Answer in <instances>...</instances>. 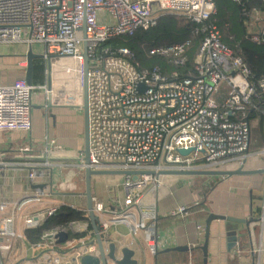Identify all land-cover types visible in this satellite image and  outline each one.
Instances as JSON below:
<instances>
[{
  "label": "built area",
  "instance_id": "obj_1",
  "mask_svg": "<svg viewBox=\"0 0 264 264\" xmlns=\"http://www.w3.org/2000/svg\"><path fill=\"white\" fill-rule=\"evenodd\" d=\"M166 15L186 17L206 34L195 76H183L178 68L169 74L161 67L144 68L130 49L109 45L136 37L140 31H152ZM218 15L216 0H0V44L25 43L34 48L40 43L42 52L37 54L45 56L47 64L43 86L31 87L26 79L0 85V133L37 128L38 89L49 106L84 114L88 55L92 168L138 173L118 176L122 180L117 179L114 187L120 197L109 211L94 199L101 230L129 225L134 236L143 233L145 242L158 251L160 218L156 202L148 199L156 197L162 176L147 173L223 171L245 167L253 155L260 154L254 130L264 117L257 102L264 94V77L256 81L249 65L224 42L219 27L208 24ZM247 39L264 47V9L252 11ZM192 43L190 39L158 46L150 53L176 56L175 65L185 68ZM46 143L50 156L62 155L57 139L48 137ZM38 174L31 173L30 179L39 178ZM63 206L68 205L51 208L49 217ZM7 207L3 202L0 212L5 213ZM180 213L191 216L186 207ZM16 219L0 218L1 239L24 237L15 228ZM25 221L29 228L40 226L33 216ZM68 229L83 233L89 223L75 221L70 228L45 235L40 245L48 252L42 262L81 264L83 257L96 255L91 237H85L77 240L74 258L66 261L60 247L47 241L67 234Z\"/></svg>",
  "mask_w": 264,
  "mask_h": 264
},
{
  "label": "crops",
  "instance_id": "obj_2",
  "mask_svg": "<svg viewBox=\"0 0 264 264\" xmlns=\"http://www.w3.org/2000/svg\"><path fill=\"white\" fill-rule=\"evenodd\" d=\"M29 49L28 45H0V85H12L26 79L25 56ZM41 103L45 106L42 107ZM35 106V130L0 133V205L3 202L8 205L5 213L0 212V218L17 216L15 228L24 235L10 240L0 238V264H38L44 256L36 262L35 258L48 252L46 246L28 239L27 231L33 228L26 224V217L33 216L40 228L50 219L49 211L55 206L68 205L73 210L89 212L84 132L67 126L83 113L51 107L44 98L41 102L35 100ZM44 108L48 109L46 113ZM57 121L66 126L58 128ZM48 137L58 140L63 149L61 156H50L46 143ZM254 139L260 154L253 155L245 167L236 165L225 170L264 169V121L255 127ZM31 173H39V178L32 181ZM117 179L122 180V177L99 175L93 178L94 197L104 203L107 211L114 199L120 197L119 189L114 187ZM205 192L210 193L211 208L203 204ZM148 200L156 202L160 218L158 251L145 242L143 233L134 236L129 225L115 224L108 232H102L108 254L111 244L116 243L118 259H122L124 249H129L135 253L132 261L138 264H205L203 248L207 241L208 219L214 212L247 221L251 227L246 223L215 221L211 228L209 264H254L253 253L257 264H264V174L226 179L217 176H162L156 197ZM183 207L191 210V216L185 217L180 213ZM107 218L110 220L112 216ZM52 232L54 230L49 233ZM93 232L96 233L95 230ZM232 232L239 234L234 238L230 236ZM66 233L69 240L65 243L49 237L47 242H55L65 260L69 261L74 258L78 242L68 231ZM89 237L90 244L97 249L94 256H99L97 234ZM34 252H37L36 256H33ZM247 252L251 255L245 254ZM111 262L115 264L109 260V264Z\"/></svg>",
  "mask_w": 264,
  "mask_h": 264
},
{
  "label": "trees",
  "instance_id": "obj_3",
  "mask_svg": "<svg viewBox=\"0 0 264 264\" xmlns=\"http://www.w3.org/2000/svg\"><path fill=\"white\" fill-rule=\"evenodd\" d=\"M216 2L219 15L216 17V20H212L208 24H214L219 27L223 33L224 42L235 51L237 56L244 59L253 70L255 80L259 81L264 77V47L258 46L253 41L247 39V32L251 22L252 11L255 8L264 9V0H216ZM153 32H158L157 38L162 40L160 43H151L147 40L146 36ZM205 36L206 34L203 33V28L196 25L190 19L179 15H166L161 19L160 25L152 31H140L136 37L120 38L115 40L118 42L112 41L109 45L117 48L130 49L136 55V59L140 61L146 58L147 49L151 50L158 46L170 45L191 39L193 43L187 51L189 58L187 67H177L175 65L176 56L166 57L158 55L151 57L149 65L152 66L151 68L161 67L167 74L173 69L178 68L183 76H195L197 57ZM44 64L43 62L36 61L35 86L46 83L47 64ZM257 102L264 109V94ZM262 115L260 113L259 116ZM253 117L257 119L256 115H253ZM262 121H264V117ZM75 221L88 222L89 229L83 233H75L69 230L72 238L79 240L96 234L93 232L94 228L90 216H87L82 211L73 210L69 206H63L59 213L50 217L44 226L29 229L27 231V237L34 243L42 244L45 242V235L51 232V230L70 228L71 223Z\"/></svg>",
  "mask_w": 264,
  "mask_h": 264
},
{
  "label": "water",
  "instance_id": "obj_4",
  "mask_svg": "<svg viewBox=\"0 0 264 264\" xmlns=\"http://www.w3.org/2000/svg\"><path fill=\"white\" fill-rule=\"evenodd\" d=\"M87 55V54H86ZM26 59H27V83L31 86H35V71H36V61L38 60H45V56L37 54L34 51L33 47H30L28 53L26 54ZM87 78H86V103L84 107V123H85V130H84V137H85V165H86V186H87V199H88V210L90 213V219L93 225V228L97 234L98 238V243L100 247V255L94 256V255H87L82 258L81 264H109V260L113 261L115 264H138L135 261H132V257L135 255L133 251H130L129 249H124L123 250V257L122 259H118L117 253H118V248L116 243H112L110 246V252L109 254L106 251V246L104 243V239L102 236L101 232V227H100V221L98 219V216L95 213L94 210V187H93V178L95 176H110V175H115V176H123V175H129V174H134L138 175V173H129L125 171H97L92 168V162H91V145H90V113H89V97H88V87H89V57L87 55ZM52 107V106H51ZM183 154L187 155L191 153V151H182ZM147 173V172H146ZM147 174H154L157 176H217L221 178H232L235 176H242V175H258V174H264V169L263 170H254V171H247L244 168H241L239 170L235 171H230V170H223V171H163L159 173L155 172H149ZM222 180L216 185V188L220 185ZM210 193L205 192V200H204V205L208 206L211 208L210 201H209ZM222 220V221H229L233 222L236 224H247L248 227H251V224H248L247 221H239L233 218H228V217H223L220 215H216L214 212H211V215L208 219V227H207V241L206 244L203 248L204 253H205V264H209L210 262V240H211V228L212 224L215 221ZM255 221V220H254ZM250 221V222H254ZM239 233L237 232H232L231 237H236ZM52 238V237H51ZM52 239H59L60 242L65 243L66 241L69 240V235L68 234H59L57 237L52 238ZM253 248V247H252ZM45 254L35 258V262L39 261L42 256ZM253 260L254 264H257L256 261V254L253 253ZM38 264H47L44 262H40Z\"/></svg>",
  "mask_w": 264,
  "mask_h": 264
},
{
  "label": "rangeland",
  "instance_id": "obj_5",
  "mask_svg": "<svg viewBox=\"0 0 264 264\" xmlns=\"http://www.w3.org/2000/svg\"><path fill=\"white\" fill-rule=\"evenodd\" d=\"M29 38V34L26 35V38ZM147 40L151 43H160L162 40L160 38H157L158 37V32H153V33H149L147 36ZM113 42H118V41H113ZM1 46H4V44H0ZM19 46H27L25 43H21ZM34 50L36 53H41L42 52V48H41V44L40 43H35L34 45ZM151 53H150V50L147 49L146 51V58L140 60L142 63H143V66L146 67V68H151L152 66L149 65V62H151ZM39 62H43L45 63L44 65H46V60H38ZM43 98V90L41 89H38L35 93V100L36 101H40L41 102V99ZM42 107H44L45 105H43L41 103ZM44 113H46V111H48L47 108H44ZM76 112V111H75ZM78 113V112H77ZM57 127L60 128L61 126H66L65 125H62L61 123H59L57 121ZM70 128H76L78 131L80 132H84L85 130V126H84V115L83 114H80V118L78 120H72V123H70L69 125ZM37 255V252H34L33 253V256H36ZM34 258V257H33ZM110 264H113L112 262Z\"/></svg>",
  "mask_w": 264,
  "mask_h": 264
},
{
  "label": "flooded vegetation",
  "instance_id": "obj_6",
  "mask_svg": "<svg viewBox=\"0 0 264 264\" xmlns=\"http://www.w3.org/2000/svg\"><path fill=\"white\" fill-rule=\"evenodd\" d=\"M83 212V211H82ZM85 213V212H84ZM101 232H102V230H101Z\"/></svg>",
  "mask_w": 264,
  "mask_h": 264
}]
</instances>
